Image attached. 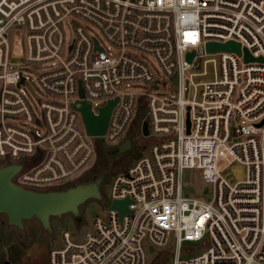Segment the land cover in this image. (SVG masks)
Wrapping results in <instances>:
<instances>
[{
  "label": "built area",
  "instance_id": "2783aa9c",
  "mask_svg": "<svg viewBox=\"0 0 264 264\" xmlns=\"http://www.w3.org/2000/svg\"><path fill=\"white\" fill-rule=\"evenodd\" d=\"M77 22L94 26L105 46ZM64 24L73 25L70 42ZM15 27L26 33L20 63L11 62ZM228 42L240 55L206 51ZM42 63L49 69L36 82L46 99L36 112L25 88ZM82 102L95 116L114 102L104 135L86 134ZM263 120L264 0H0V167L20 166L13 184L68 186L93 167L96 139L131 143L135 123L145 141L109 180L108 211L82 240L64 230L61 248L39 244L44 261L24 264H147L146 253L171 240V264H264ZM227 157L244 168L241 179L219 168ZM186 171L211 188L209 200L183 194ZM124 199L131 213L120 217L110 206ZM186 243L206 249L183 258Z\"/></svg>",
  "mask_w": 264,
  "mask_h": 264
},
{
  "label": "rangeland",
  "instance_id": "374dc122",
  "mask_svg": "<svg viewBox=\"0 0 264 264\" xmlns=\"http://www.w3.org/2000/svg\"><path fill=\"white\" fill-rule=\"evenodd\" d=\"M88 34L96 37L102 46H105L97 29L85 22H77ZM73 25L64 24V31L67 41L70 42L73 37ZM25 31L21 27H15L9 36V42L12 49L13 58L11 62L20 63L24 60V39ZM140 59L145 61L153 71L158 74L155 60L146 55H141ZM47 64H34L30 67L28 73V87L25 88L26 96L34 111L38 112V102L45 100L46 95L40 89L36 82V76L47 71ZM135 88L146 90L144 84H136ZM94 104V103H93ZM103 102L95 101V107L102 106ZM81 125V123H79ZM138 123L134 124L133 131L127 135L131 140V147L125 153L111 159L108 154L114 152L116 145L105 144V139L95 140L96 152L93 159V167L87 169L77 180L86 182L95 177L109 176L108 182L112 176L125 171L133 162L142 155L144 139L138 136ZM219 168L224 171L225 176L230 180H238L244 176V168L234 163L230 157L219 162ZM183 194L186 197H195L202 200H209L211 197V188L203 186L198 173L195 171H186L183 173ZM71 185V184H69ZM68 185V186H69ZM109 184L106 182L101 187L102 196L106 200H90L80 207V223H76L71 215L50 218V231H45L36 219L23 221L22 229L7 224L6 217L0 214V264H24V260L31 259L42 263L44 258L41 254V246L48 250L59 249L62 246L61 232L67 230L74 242L82 240L84 234L90 230L93 218L95 216H104L108 211ZM64 188V187H63ZM173 241L163 248H156L154 253L147 252V264H171L173 255ZM206 246L201 244L186 243L182 246V257H194L204 252ZM24 258V260H23Z\"/></svg>",
  "mask_w": 264,
  "mask_h": 264
},
{
  "label": "water",
  "instance_id": "95a60500",
  "mask_svg": "<svg viewBox=\"0 0 264 264\" xmlns=\"http://www.w3.org/2000/svg\"><path fill=\"white\" fill-rule=\"evenodd\" d=\"M207 52L227 51L240 55L238 44L228 42L226 44L209 43L206 45ZM193 53L187 54L190 61ZM245 61H251V57L244 50ZM81 95V90L79 91ZM114 102H110L100 110L99 115H93L90 106L82 102L77 109L82 117L86 134L89 136H102L105 134L110 110ZM76 108L75 105L72 106ZM264 120L258 125L261 126ZM188 132V121H187ZM142 134H148L146 123L142 124ZM131 147L127 139L120 144L114 152L108 156L113 159ZM20 170L19 165L8 164L0 167V214L6 217L8 225L22 229L23 221L36 219L45 231H50V218L71 215L76 223H80V207L90 200H106L102 196L101 187L108 183L109 176L95 177L86 182H78L64 188L47 191H35L16 186L12 177ZM128 199L115 200L111 209L116 210L120 217L131 213L127 209ZM152 252V249H150ZM6 264V263H5Z\"/></svg>",
  "mask_w": 264,
  "mask_h": 264
}]
</instances>
